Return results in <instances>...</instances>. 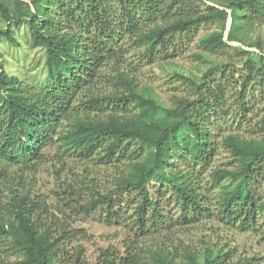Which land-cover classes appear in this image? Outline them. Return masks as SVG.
Instances as JSON below:
<instances>
[{
    "label": "trees",
    "instance_id": "16d2710c",
    "mask_svg": "<svg viewBox=\"0 0 264 264\" xmlns=\"http://www.w3.org/2000/svg\"><path fill=\"white\" fill-rule=\"evenodd\" d=\"M0 20L5 25L0 39L17 47L13 27L26 24L30 46L44 58L43 76L29 83L7 73L0 51V250L18 254L21 264L77 263L79 258L66 257L65 247L78 233L66 211L57 208L55 214L23 185L44 164H52L59 176L56 165L72 161L83 173L91 164L110 165L113 178L101 190L83 174L75 185L60 183L64 206L72 204L84 217L100 209L113 216L117 201L125 198L134 204L129 219L136 236L164 237L162 247L146 252L150 264H224L227 254L210 243L200 250L184 248L181 256L168 250L178 226L189 228L210 210L199 169L208 166L214 147L207 120L215 98L207 93L219 68L208 67L198 80L178 75L193 97L164 106L123 61L130 47L151 60L175 36L203 24L216 25L200 40L208 52L239 43L264 54L259 43L249 45L242 37V30L264 23V0H0ZM246 65L250 72L261 71L251 60ZM222 146L234 167L208 175V184L219 187L213 217L241 231L259 220L264 227V190L257 188L264 176V139L228 135ZM178 161L186 166L178 168ZM159 192L168 193L178 211L173 223ZM128 255L105 252L99 264H136L140 258Z\"/></svg>",
    "mask_w": 264,
    "mask_h": 264
},
{
    "label": "rangeland",
    "instance_id": "374dc122",
    "mask_svg": "<svg viewBox=\"0 0 264 264\" xmlns=\"http://www.w3.org/2000/svg\"><path fill=\"white\" fill-rule=\"evenodd\" d=\"M4 26L0 20V29ZM251 27L249 30H242L244 41L249 45L259 43L264 49V23H254ZM227 28L228 23L226 31ZM13 30L17 47L3 38L0 39L5 70L8 74L18 75L29 83H36V80L43 76V53L30 46L26 24L13 27ZM215 30V24H203L188 34L177 35L151 60L142 58L141 49L130 47L123 65L127 67L124 69L134 71L140 87H151L156 98L164 106L172 105L174 98L193 97V92L178 75L198 80L208 67L218 66L219 71L209 79L210 89L207 93L211 99L215 98V112L211 113L207 120L214 147L208 166L203 170L199 169V188L210 210L197 224L189 228L178 226L179 233L175 241L168 244V250L175 256H181L184 248L200 250L203 243H210L227 254L224 264H243L244 261L248 264H264L262 220L250 231H241L216 220L212 211L214 206L211 204L219 187H213L207 182L212 170H231L234 167L230 155L222 146L223 138L237 135L242 139H264V61L260 62L257 58H264V54L255 47L249 48L239 43H230L231 48L225 50L208 52L201 47L200 40ZM249 60L261 67L259 74L248 71L246 62ZM90 166L87 173H83L84 167L72 161L64 166L56 165L60 167L58 176L54 173L52 164L47 163L33 174H28L27 178L23 179V185L31 188L36 200H45L47 207L55 214L57 208L62 207L66 211L72 231L78 232L77 237L72 238L65 247L66 257L79 258L76 264H99L105 252L114 253L121 258H129V253L138 254L140 258L136 264H150L146 252L162 247L164 237L153 234L147 238L136 236L129 219L133 213L132 201L119 198L117 202L120 203L116 206L113 216L100 209L94 215L84 217L76 213L72 204L70 207L63 205L66 199L63 197L60 183L65 185L70 182L75 185L81 180L82 174L93 178L99 190L112 183L114 170L110 165ZM185 166L182 161L177 162L178 168ZM258 182V190H264V176ZM150 186L151 195L157 197L158 190L154 188L157 185L151 183ZM82 188V197H88L85 188ZM159 195L164 213L173 223L178 216L173 200L168 198V193L166 195L159 192ZM1 250L0 264H21L18 254L3 250L2 247Z\"/></svg>",
    "mask_w": 264,
    "mask_h": 264
},
{
    "label": "water",
    "instance_id": "95a60500",
    "mask_svg": "<svg viewBox=\"0 0 264 264\" xmlns=\"http://www.w3.org/2000/svg\"><path fill=\"white\" fill-rule=\"evenodd\" d=\"M227 23H228V28H227V31H228L229 26H230V16L228 17V21H227ZM227 31L225 32V35L227 34ZM229 44H230V43H229Z\"/></svg>",
    "mask_w": 264,
    "mask_h": 264
}]
</instances>
